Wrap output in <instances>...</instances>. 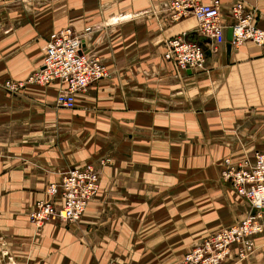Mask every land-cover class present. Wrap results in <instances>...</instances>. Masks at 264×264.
Instances as JSON below:
<instances>
[{"label": "crops", "instance_id": "1", "mask_svg": "<svg viewBox=\"0 0 264 264\" xmlns=\"http://www.w3.org/2000/svg\"><path fill=\"white\" fill-rule=\"evenodd\" d=\"M240 2L264 29V0H221L223 22L235 23ZM170 3L0 0V264H179L257 212L222 171L226 159L254 162L264 151V46L232 45L231 28L217 44L195 16L174 20ZM68 27L84 34L85 53L109 77L78 94L74 109L58 104L60 81L5 88L38 71L50 35ZM179 36L207 47L205 68L165 57ZM104 159L100 190L79 221L31 222L68 170ZM255 243L253 255L241 260L234 250L223 264H264V232Z\"/></svg>", "mask_w": 264, "mask_h": 264}, {"label": "built area", "instance_id": "2", "mask_svg": "<svg viewBox=\"0 0 264 264\" xmlns=\"http://www.w3.org/2000/svg\"><path fill=\"white\" fill-rule=\"evenodd\" d=\"M170 2L174 20L195 16L199 22L198 32L215 39L217 44L226 41L227 31L231 28L234 46L248 41L264 46V29L256 25L254 12L247 10L242 2L233 7L232 13L236 21L230 27L222 20L221 0H211L210 3H202L200 0ZM92 30L93 28L88 27L85 33ZM84 37V34L75 32L71 27L53 32L46 45L43 66L24 81H6L5 88L18 92L30 84L47 85L60 81L66 88L60 92L58 104L66 109H74L78 94L110 76L108 67L100 57L85 53ZM165 57L181 69L206 67L207 56L204 49L186 36L168 40ZM106 163L102 161V165ZM224 164L223 179L230 182L257 212H251L233 226L218 230L195 244L180 264H223L234 250L238 258H245L255 249V237L264 232V151L256 153L254 162L246 160L241 164H234L231 159H226ZM100 184V166L87 164L71 168L64 174L61 183L50 186L52 199L38 202L31 210V222L42 227L51 220L79 221L98 194ZM59 196L61 204L56 200Z\"/></svg>", "mask_w": 264, "mask_h": 264}, {"label": "rangeland", "instance_id": "3", "mask_svg": "<svg viewBox=\"0 0 264 264\" xmlns=\"http://www.w3.org/2000/svg\"><path fill=\"white\" fill-rule=\"evenodd\" d=\"M39 69H40V68H39ZM36 72H37V71H36ZM36 72H34V73H36ZM34 73H33V74H34ZM33 74H32V75H33ZM32 75H31V76H32ZM31 76H29V77H31ZM29 77H28V78H29ZM11 92H12V91H11ZM108 160H111V159H104V160H102V161H103V162L110 163L111 161H108ZM102 161H100L98 164H96V165L100 166L101 169H102V167H103L104 165L107 164V163H106V164L102 165ZM78 167H81V166H78ZM72 168H73V167H72ZM246 217H247V216H246ZM243 219H244V218H243ZM64 223H68V222H64ZM254 240H255V239H254ZM256 249H257V247H256V243H255V249H254L253 253L249 254V256L253 255V254L256 252ZM249 256L247 255L246 257L248 258ZM229 257H230V256H229ZM229 257H228V258H229ZM246 257H245V258H246ZM228 258H227V259H228ZM245 258H241V260H243V259H245ZM227 259H226V260H227ZM226 260H225V261H226ZM179 264H180V263H179Z\"/></svg>", "mask_w": 264, "mask_h": 264}, {"label": "water", "instance_id": "4", "mask_svg": "<svg viewBox=\"0 0 264 264\" xmlns=\"http://www.w3.org/2000/svg\"><path fill=\"white\" fill-rule=\"evenodd\" d=\"M228 40L232 43L233 41V29H231L229 31V36H228ZM233 45V44H232ZM200 46L204 49L206 56L210 55V51L207 49L206 46H204V44L200 43Z\"/></svg>", "mask_w": 264, "mask_h": 264}]
</instances>
